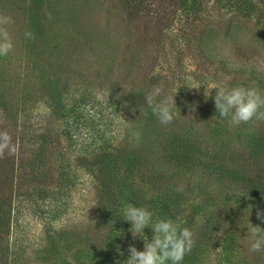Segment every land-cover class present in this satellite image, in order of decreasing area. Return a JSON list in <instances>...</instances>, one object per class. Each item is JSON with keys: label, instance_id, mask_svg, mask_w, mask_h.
I'll return each instance as SVG.
<instances>
[{"label": "rangeland", "instance_id": "obj_1", "mask_svg": "<svg viewBox=\"0 0 264 264\" xmlns=\"http://www.w3.org/2000/svg\"><path fill=\"white\" fill-rule=\"evenodd\" d=\"M124 1L129 0H0V14L10 15L14 21L9 26L14 49L0 57L1 131L13 121L25 130L47 121L57 125V108L65 100L66 105L76 102L71 109L82 111L85 117L81 120L91 123L98 120L95 112L104 111L105 116L114 112L113 123L124 121L120 130L110 124L112 132L118 133L117 142L125 130L133 128L130 120L136 117L126 107H146L140 97L153 90V85L148 86L152 79L162 89L157 100L174 96L171 126L177 133H182L178 126L189 121L214 129L216 134L220 123L222 139L240 138L247 144L254 130L264 128V122L258 121L230 125L209 100L214 98L217 84L255 88L264 95V0H141L133 4L134 13ZM155 11L156 17L148 22ZM26 31L35 39L26 38ZM179 90L190 91L192 100L181 101ZM92 96L97 100L92 101ZM108 96L113 103L106 101ZM64 138L59 137L60 145L65 144ZM100 139L101 149L116 144L111 133L105 132ZM64 151L67 162L61 160L63 168L53 166L52 180H47L48 188L61 187L60 192L58 188L53 192L62 204L57 215L53 206L36 201L21 202L16 209L10 230V242L18 248L15 254L20 258L16 264H25L27 249L35 251L41 264H108L104 255L130 237L124 229L115 235L109 227L98 228L90 220L98 198L97 183L107 175L95 164L101 156L95 157L94 150ZM104 162L111 169L110 162ZM253 162L246 159L242 164L250 169ZM61 169L67 179L59 181ZM198 176L194 188L188 181L190 173L172 176L180 185L177 189L186 195L180 211L196 218L202 206L207 213L218 212L222 222L212 242L199 245L194 264H226L218 254V241L230 232L235 233L238 253L248 264H264V251H249L252 225L264 229L256 217L257 208L264 209V201L236 197L238 192L225 176ZM151 186L146 184L145 197L153 193ZM146 199L144 208L154 216ZM163 218L156 215L150 221L144 229L145 239L152 240L151 227ZM126 224L131 227L130 222ZM59 227L65 228L61 231L65 236L59 234ZM85 233L87 237L82 239ZM134 243L143 250L142 238Z\"/></svg>", "mask_w": 264, "mask_h": 264}, {"label": "trees", "instance_id": "obj_2", "mask_svg": "<svg viewBox=\"0 0 264 264\" xmlns=\"http://www.w3.org/2000/svg\"><path fill=\"white\" fill-rule=\"evenodd\" d=\"M140 1L124 2L127 6H132L131 12L134 13L133 4ZM195 3L192 1L193 6ZM191 9L194 10V7L191 6ZM155 13L156 11L149 15L148 22L154 20ZM164 81L162 84H166ZM158 84H160L158 80L152 79L148 86ZM178 94L181 101L192 100L190 91L179 90ZM52 100L57 98L52 96ZM95 100L97 96H92V101ZM112 100L109 96L106 98L108 102ZM140 100L146 107L141 104L138 105V110L126 107V110L136 117L130 120L133 128L125 130L117 142L118 133L112 132L110 124H114L120 130L119 127L124 126V121L113 123L114 112L107 116L103 114L104 111L99 115L95 112L94 116H98V120L91 123L81 120L85 117L82 111L71 109L76 102L66 105L68 101L65 100L59 103L57 108L59 112L57 125L47 121L38 127L25 130L16 127L13 121V124L8 125L10 127L8 130V126L5 127L4 130L10 133L18 150L14 156L5 154L4 158H0V264H16L20 259L15 254L18 248H15L13 241L10 242V230L15 221L16 209L21 202L36 201L53 206L52 210L57 215V208L62 204L61 199L53 192L57 188L60 192L61 187L58 185L56 188H48L47 180H52V172L55 170L53 166L63 168L61 160L67 162V151H64L67 149L78 153L80 150L82 153L94 150L95 157L101 156L97 157L95 164L100 171L107 173L103 182L98 181L96 186L98 198L90 219L93 225L98 228L105 225L115 235L124 229V234L130 236L120 241L119 251L116 248L110 255H104V261L108 264H124L129 255L128 246L131 244L136 247L128 231L129 225L123 220L124 211L131 204L144 208L146 198L154 214L153 220L156 219V215H162L163 220L173 222L177 233L185 227L192 231L195 243L191 251L184 255L181 264H194L196 254L200 250L199 245H208L212 242L220 231L222 222L220 214L215 210L207 213L202 206L197 210L196 218L180 211L186 195L177 189L180 185L174 181L173 175L190 173L192 175L188 180L190 188L191 184L193 188L197 185L199 174L225 176L226 181L232 182L234 191L238 192L235 194L236 197L245 198L247 201H264V128L254 130L247 144L241 142L240 138L233 141L222 139L224 136L220 123L215 134L214 129L189 124V121H186L187 123L178 126L180 132L182 131L180 134L173 130L171 123L166 126L159 123L149 110L144 96L140 97ZM209 100L214 103L213 97ZM141 113H145L142 118L139 117ZM105 132L115 137L116 144L109 149L98 147V142L100 138H104ZM136 132L140 133L138 141L134 135ZM60 136L65 137L63 145L58 141ZM246 159L255 161L250 169L242 164ZM107 160L111 164V169L108 170L104 162ZM235 166H242L243 169L237 172L233 170ZM58 176L59 181L67 179L62 169ZM152 183L154 185L151 186ZM146 184L153 190L148 197L144 195ZM140 193L143 195L142 206ZM186 204L190 206L188 201ZM59 229L60 234L65 228ZM86 237L87 233L81 238ZM218 242L221 245L218 254L226 264H248V261L238 253L234 232H230L226 237H219ZM237 260L241 262L236 263ZM165 264H171V261H165Z\"/></svg>", "mask_w": 264, "mask_h": 264}, {"label": "clouds", "instance_id": "obj_3", "mask_svg": "<svg viewBox=\"0 0 264 264\" xmlns=\"http://www.w3.org/2000/svg\"><path fill=\"white\" fill-rule=\"evenodd\" d=\"M10 15L0 14V57H6L14 49L12 35L9 26L13 24ZM25 37L35 39L31 31L25 32ZM230 80V77L226 78ZM199 89V88H197ZM162 89L154 86L153 90L145 97L152 114L161 125L170 124L175 117L172 111L175 107L174 96L157 100L161 96ZM206 96V93H205ZM214 104L216 111L223 118L229 119L230 125L238 126L252 121L264 122V95L255 88L228 87L227 84L215 86ZM135 138L138 141L140 133L136 132ZM17 146L13 143L12 136L7 130L0 131V158L5 154L14 156L17 153ZM256 217L264 223V209L257 208ZM123 220L130 222L129 232L133 240L142 238L144 240L143 250H138L134 245L128 246V259L124 264H181L184 255L190 252L195 241L192 231L185 227L177 233L170 221L158 220L151 229L154 236L151 241L144 238V229L149 228L152 220V213L146 208L131 204L124 211ZM264 229L253 226L250 235L253 239L250 242V252L264 251ZM119 251V246H117ZM121 255L123 253H120ZM25 264H41L40 260L32 249H27L24 254Z\"/></svg>", "mask_w": 264, "mask_h": 264}]
</instances>
